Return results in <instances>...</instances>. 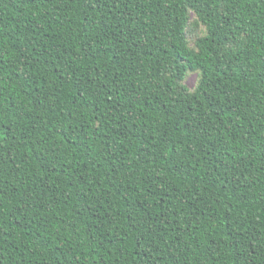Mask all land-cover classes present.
Segmentation results:
<instances>
[{"label": "trees", "instance_id": "16d2710c", "mask_svg": "<svg viewBox=\"0 0 264 264\" xmlns=\"http://www.w3.org/2000/svg\"><path fill=\"white\" fill-rule=\"evenodd\" d=\"M0 264H264V0H0Z\"/></svg>", "mask_w": 264, "mask_h": 264}, {"label": "rangeland", "instance_id": "374dc122", "mask_svg": "<svg viewBox=\"0 0 264 264\" xmlns=\"http://www.w3.org/2000/svg\"><path fill=\"white\" fill-rule=\"evenodd\" d=\"M186 83L189 87L194 88L198 83V75L192 72L188 75Z\"/></svg>", "mask_w": 264, "mask_h": 264}]
</instances>
